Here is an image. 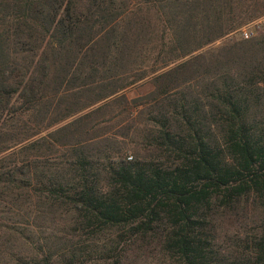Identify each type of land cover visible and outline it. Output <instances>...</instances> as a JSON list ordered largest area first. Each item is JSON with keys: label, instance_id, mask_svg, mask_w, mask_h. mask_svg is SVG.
I'll list each match as a JSON object with an SVG mask.
<instances>
[{"label": "trees", "instance_id": "trees-1", "mask_svg": "<svg viewBox=\"0 0 264 264\" xmlns=\"http://www.w3.org/2000/svg\"><path fill=\"white\" fill-rule=\"evenodd\" d=\"M260 14L0 0V264H264Z\"/></svg>", "mask_w": 264, "mask_h": 264}, {"label": "rangeland", "instance_id": "rangeland-1", "mask_svg": "<svg viewBox=\"0 0 264 264\" xmlns=\"http://www.w3.org/2000/svg\"><path fill=\"white\" fill-rule=\"evenodd\" d=\"M262 15H264V14H262ZM262 15L260 14V15H258L256 17H254V18H251V19L245 21L240 27H238L235 31L230 33L226 38H230V39H249V38H243L242 37V35L240 33L241 27L243 25H245L246 23H248V22H250V21L254 20L255 18H258V17H260ZM262 34H264V31L259 32L258 34L254 35L253 37L260 36ZM250 38H252V37H250ZM223 41L222 40L215 41L212 44V47L213 46L216 47V46L220 45ZM152 89H153L152 83L149 82L148 79H145V80L137 81L133 85H130L129 87L124 89L123 91L127 95L128 98H134V97H137L139 95L146 94V93L152 91Z\"/></svg>", "mask_w": 264, "mask_h": 264}, {"label": "built area", "instance_id": "built-area-1", "mask_svg": "<svg viewBox=\"0 0 264 264\" xmlns=\"http://www.w3.org/2000/svg\"><path fill=\"white\" fill-rule=\"evenodd\" d=\"M261 31H264V15L246 23L240 29L243 38L253 37Z\"/></svg>", "mask_w": 264, "mask_h": 264}]
</instances>
